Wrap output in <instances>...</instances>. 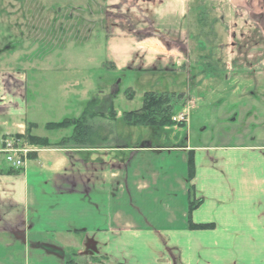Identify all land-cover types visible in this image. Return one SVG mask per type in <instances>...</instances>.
<instances>
[{
	"label": "crops",
	"instance_id": "0c3cea01",
	"mask_svg": "<svg viewBox=\"0 0 264 264\" xmlns=\"http://www.w3.org/2000/svg\"><path fill=\"white\" fill-rule=\"evenodd\" d=\"M145 4L147 17L132 20L146 30L141 35L106 34L105 62L115 72L179 61L168 55L172 66L165 58L160 65L164 41L187 37L186 0ZM55 69L4 62L0 71V264H264V143L139 142L114 125L118 113L106 112L92 120L94 144L30 143L28 134L51 143L72 136V126L48 128L68 119L48 113L63 117L73 106L78 118L94 99L95 87L80 74L61 84L56 102L48 100L53 89L36 72ZM100 93L105 108L108 89ZM12 137L36 151L16 171L2 151ZM193 198L199 203L190 210ZM191 222L213 226L193 229Z\"/></svg>",
	"mask_w": 264,
	"mask_h": 264
},
{
	"label": "rangeland",
	"instance_id": "374dc122",
	"mask_svg": "<svg viewBox=\"0 0 264 264\" xmlns=\"http://www.w3.org/2000/svg\"><path fill=\"white\" fill-rule=\"evenodd\" d=\"M148 1L0 0V71L4 62L54 64L53 71H35L53 89L48 96L53 102L64 81L83 74L95 87L93 98L102 99L100 92L108 89L119 116L114 125L132 131L139 142L264 143V0H186L187 37L164 41L168 48L160 65L165 58L172 66L168 55L179 61L164 70L115 72L105 62L106 34L122 28L141 35L146 30L137 31L132 20L147 17ZM148 92L184 94L173 115H185L187 121L173 119L175 124L159 133L127 125L124 113L140 109ZM102 104L97 110H103ZM44 108L46 113L50 109ZM48 114L49 120L75 118L76 108L63 117L53 110Z\"/></svg>",
	"mask_w": 264,
	"mask_h": 264
},
{
	"label": "trees",
	"instance_id": "16d2710c",
	"mask_svg": "<svg viewBox=\"0 0 264 264\" xmlns=\"http://www.w3.org/2000/svg\"><path fill=\"white\" fill-rule=\"evenodd\" d=\"M129 96H132L129 94ZM184 94L176 93H155L148 92L144 96L143 105L140 109L125 112L123 118L127 125L130 126H148L152 128L155 133H159L161 129L172 126L175 124L173 121L175 104L183 99ZM98 99H92L82 115L75 119H65L60 122L48 123L47 127L50 129H61L68 126L74 128V133L70 137H66L59 142L51 143L48 139L40 138L31 134L27 135L30 143L41 145V146H62L66 144H74L76 146L94 144L93 136L94 129L92 120L99 116L107 113V115L116 116V111L113 108V103H109L107 107L97 110ZM107 110V111H105ZM32 123L29 124L31 127ZM13 169V168H12ZM16 171L15 169H13ZM195 174V162L192 152L189 157V180L193 178ZM193 187L190 188V194L193 195ZM199 203V200L192 199L190 203V210H193ZM211 224H194L190 223V228H211ZM72 264V261L70 262ZM68 261V264H70Z\"/></svg>",
	"mask_w": 264,
	"mask_h": 264
},
{
	"label": "built area",
	"instance_id": "2783aa9c",
	"mask_svg": "<svg viewBox=\"0 0 264 264\" xmlns=\"http://www.w3.org/2000/svg\"><path fill=\"white\" fill-rule=\"evenodd\" d=\"M177 121H187L185 115L174 118ZM32 150L20 145V141L9 139L5 142L3 152L6 154V160L12 168L21 169L25 166L28 155Z\"/></svg>",
	"mask_w": 264,
	"mask_h": 264
}]
</instances>
